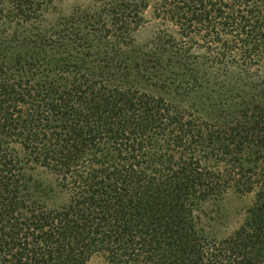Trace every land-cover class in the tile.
Segmentation results:
<instances>
[{
  "label": "trees",
  "instance_id": "obj_1",
  "mask_svg": "<svg viewBox=\"0 0 264 264\" xmlns=\"http://www.w3.org/2000/svg\"><path fill=\"white\" fill-rule=\"evenodd\" d=\"M87 1L0 0V264H264V0H164L225 50L208 78L170 36L135 43L152 0ZM96 85L106 102H80Z\"/></svg>",
  "mask_w": 264,
  "mask_h": 264
},
{
  "label": "rangeland",
  "instance_id": "obj_2",
  "mask_svg": "<svg viewBox=\"0 0 264 264\" xmlns=\"http://www.w3.org/2000/svg\"><path fill=\"white\" fill-rule=\"evenodd\" d=\"M93 9V4L87 0H60L57 5V14L59 16H70L73 15V13L77 10L91 12V10ZM167 14L168 13L164 8V0H152L148 11L146 12L143 20L141 21L139 29L135 33H133L135 43L138 45L149 46L151 42L155 41L158 35L162 37L170 36L171 38H174L175 43L177 45H180L181 47L184 45L187 49H189L188 52L190 56L199 58L201 65L206 64L208 70H206L205 74L201 73L197 75V77L208 78V74L210 75L214 73H223L229 61V59L225 57V50L221 47L215 48L214 46H208L204 42L196 38H187L177 35L179 28H177L174 24L171 23L169 18L166 17ZM255 70H257V72H259L260 74L264 75V65H257V68ZM71 74L74 75L73 73ZM76 75H79V80L77 81V83L73 84L71 81L68 86L71 87L72 84L74 86H77V84L82 83V77H87L85 72L81 70H79ZM88 79L90 78L88 77ZM125 90L128 93L131 92V94H134L136 98H142L143 96L150 97V93L140 87H137L134 90H131L128 87ZM100 91V85H96L95 87H93V89L87 90L85 94H80L82 98V101L80 102H106L104 100L107 94L105 92H101V94H98V92ZM153 96L155 99H158V101L161 102H187L186 98L180 95H176L174 98L170 97L169 95H164L163 93ZM135 102H139V100ZM110 119L113 118L111 117ZM118 121L119 120H116V123ZM124 121H126V119ZM97 122V116L91 120L90 123L93 129L106 131L109 127L104 126L103 128H100L98 125H94V123ZM249 204V197H233L227 201L226 208L229 218L226 225H224V234L228 235L240 226V224L245 220V209L248 207ZM88 264H106V260L105 258L96 256L92 258Z\"/></svg>",
  "mask_w": 264,
  "mask_h": 264
}]
</instances>
